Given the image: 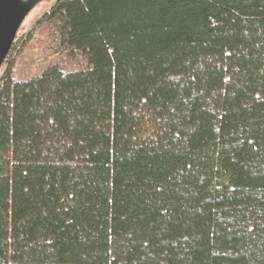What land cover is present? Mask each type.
<instances>
[{"label": "trees", "instance_id": "1", "mask_svg": "<svg viewBox=\"0 0 264 264\" xmlns=\"http://www.w3.org/2000/svg\"><path fill=\"white\" fill-rule=\"evenodd\" d=\"M0 69V264H264V0H42Z\"/></svg>", "mask_w": 264, "mask_h": 264}, {"label": "water", "instance_id": "2", "mask_svg": "<svg viewBox=\"0 0 264 264\" xmlns=\"http://www.w3.org/2000/svg\"><path fill=\"white\" fill-rule=\"evenodd\" d=\"M42 0H0V69L19 30Z\"/></svg>", "mask_w": 264, "mask_h": 264}, {"label": "rangeland", "instance_id": "3", "mask_svg": "<svg viewBox=\"0 0 264 264\" xmlns=\"http://www.w3.org/2000/svg\"><path fill=\"white\" fill-rule=\"evenodd\" d=\"M48 7L47 2L41 1L36 8L29 14L26 18L24 24L22 25L23 28H28L32 22ZM21 27V28H22Z\"/></svg>", "mask_w": 264, "mask_h": 264}]
</instances>
